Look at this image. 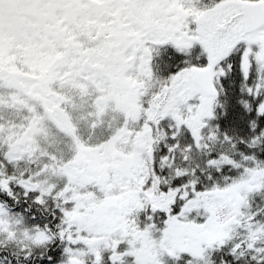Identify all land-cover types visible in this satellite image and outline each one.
I'll return each mask as SVG.
<instances>
[{"label": "snow or ice", "instance_id": "6c2138e0", "mask_svg": "<svg viewBox=\"0 0 264 264\" xmlns=\"http://www.w3.org/2000/svg\"><path fill=\"white\" fill-rule=\"evenodd\" d=\"M0 264H264V0H0Z\"/></svg>", "mask_w": 264, "mask_h": 264}]
</instances>
